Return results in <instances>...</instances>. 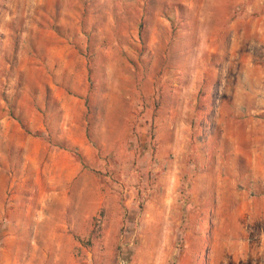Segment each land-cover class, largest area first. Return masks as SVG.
I'll return each instance as SVG.
<instances>
[{
	"label": "rangeland",
	"instance_id": "obj_1",
	"mask_svg": "<svg viewBox=\"0 0 264 264\" xmlns=\"http://www.w3.org/2000/svg\"><path fill=\"white\" fill-rule=\"evenodd\" d=\"M62 152L97 196L64 229L42 210L76 200L49 186ZM13 259L264 264V0H0Z\"/></svg>",
	"mask_w": 264,
	"mask_h": 264
},
{
	"label": "crops",
	"instance_id": "obj_2",
	"mask_svg": "<svg viewBox=\"0 0 264 264\" xmlns=\"http://www.w3.org/2000/svg\"><path fill=\"white\" fill-rule=\"evenodd\" d=\"M50 164H51V171L53 175L50 174V181L49 186L52 189H66L68 187V184L72 183L73 187V193H75L76 200L75 199H66L64 198L63 201H59V198L53 197L54 193H51V195H46V206L42 210H46L47 213L49 211H52V207L50 206L51 204H57V216L55 218L61 219V224L60 228L64 229L66 228L67 225L72 226L73 222L75 223L76 219L83 218L84 220H88L90 216L96 211L97 207V196H96V191L95 187L93 185V190H92V196L89 197L87 201L83 200L81 201L80 194L81 192L79 191L80 185H81V180H80V167L79 165L75 164L73 158L70 156V154L67 153H55L50 157ZM75 177H77L75 179ZM57 178V179H56ZM47 186V185H46ZM46 194L48 193V189L46 190ZM67 192L64 190L62 192V195H66ZM45 196V195H44ZM58 196V195H57ZM56 203H55V202ZM83 206H86L87 209ZM76 213V219L74 218ZM67 214H72L71 217ZM66 215L68 217H66ZM48 219H51V217H48ZM53 219V217H52ZM63 219H71L72 224H67V222ZM14 249V246H12V240H9V245L7 246L6 250L7 252H12ZM4 251V252H5ZM0 264H41L39 262H34L32 260H1Z\"/></svg>",
	"mask_w": 264,
	"mask_h": 264
}]
</instances>
